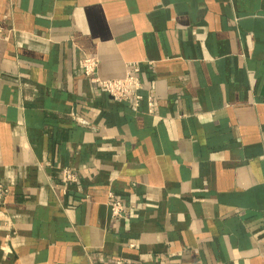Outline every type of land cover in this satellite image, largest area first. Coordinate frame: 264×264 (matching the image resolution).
I'll list each match as a JSON object with an SVG mask.
<instances>
[{
	"label": "crops",
	"instance_id": "crops-1",
	"mask_svg": "<svg viewBox=\"0 0 264 264\" xmlns=\"http://www.w3.org/2000/svg\"><path fill=\"white\" fill-rule=\"evenodd\" d=\"M0 185V264H264V0H0Z\"/></svg>",
	"mask_w": 264,
	"mask_h": 264
},
{
	"label": "built area",
	"instance_id": "built-area-1",
	"mask_svg": "<svg viewBox=\"0 0 264 264\" xmlns=\"http://www.w3.org/2000/svg\"><path fill=\"white\" fill-rule=\"evenodd\" d=\"M83 69L85 75L89 77L93 84H97L101 90L109 94L115 101H128L134 106H138L142 97L139 94L142 90V84L139 77V68L131 65V69L124 79L120 80H101L97 76L98 63L94 59H85L83 61ZM76 177L72 171L65 169L62 172V180L64 183L75 181ZM7 193L0 185V196ZM109 209L113 220H121L126 214L125 204L116 199L113 195L109 197ZM115 264H128L125 259H119Z\"/></svg>",
	"mask_w": 264,
	"mask_h": 264
}]
</instances>
